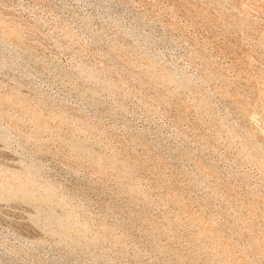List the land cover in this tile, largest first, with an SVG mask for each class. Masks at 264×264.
<instances>
[{"label":"rangeland","instance_id":"obj_1","mask_svg":"<svg viewBox=\"0 0 264 264\" xmlns=\"http://www.w3.org/2000/svg\"><path fill=\"white\" fill-rule=\"evenodd\" d=\"M0 264H264V0H0Z\"/></svg>","mask_w":264,"mask_h":264}]
</instances>
